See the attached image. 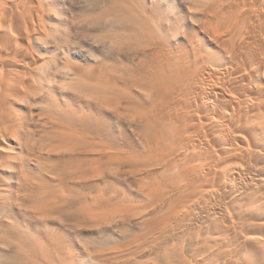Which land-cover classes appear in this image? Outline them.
<instances>
[{"label":"bare ground","instance_id":"6f19581e","mask_svg":"<svg viewBox=\"0 0 264 264\" xmlns=\"http://www.w3.org/2000/svg\"><path fill=\"white\" fill-rule=\"evenodd\" d=\"M187 1L95 0L114 61L65 70L0 0V264H264V0Z\"/></svg>","mask_w":264,"mask_h":264},{"label":"rangeland","instance_id":"374dc122","mask_svg":"<svg viewBox=\"0 0 264 264\" xmlns=\"http://www.w3.org/2000/svg\"><path fill=\"white\" fill-rule=\"evenodd\" d=\"M191 1L203 3L207 0ZM54 2L55 6L51 13V19L47 20L50 33L52 32L50 39L48 44L36 43V52L51 57V61L58 63L65 70L68 69L67 66L72 65L89 68L103 60H106V63L113 62L114 57H112V52L110 53L108 47L97 43L94 39V34H100L98 27L91 26L89 23V19L95 15L91 13L96 12L95 0H54ZM146 3L148 7L155 8L153 15L159 13L156 19L162 16L166 25L177 26L183 21L185 22L187 0H162L161 2L146 0ZM50 68L55 71L56 65L51 64ZM58 79L62 80L61 76ZM64 92L66 97L74 102H78L80 96L91 102L72 89L66 88ZM24 110L29 112L27 108ZM34 111L36 114L40 113L37 112V106ZM92 112L95 113V111ZM92 112L88 114L90 117H93ZM80 124L92 131L99 130V124L95 119L83 118Z\"/></svg>","mask_w":264,"mask_h":264}]
</instances>
